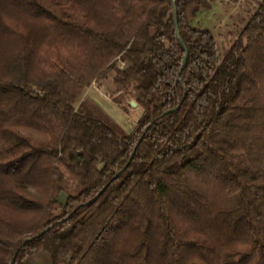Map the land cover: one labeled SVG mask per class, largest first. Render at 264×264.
<instances>
[{
	"label": "trees",
	"instance_id": "trees-1",
	"mask_svg": "<svg viewBox=\"0 0 264 264\" xmlns=\"http://www.w3.org/2000/svg\"><path fill=\"white\" fill-rule=\"evenodd\" d=\"M212 1L0 0V264H264V0L222 52Z\"/></svg>",
	"mask_w": 264,
	"mask_h": 264
},
{
	"label": "rangeland",
	"instance_id": "rangeland-1",
	"mask_svg": "<svg viewBox=\"0 0 264 264\" xmlns=\"http://www.w3.org/2000/svg\"><path fill=\"white\" fill-rule=\"evenodd\" d=\"M260 0H239L237 3L230 0H213L210 9L200 11L192 22L199 28L213 30L219 39V47L223 51L226 39L236 37L240 28L244 25L246 15L254 11ZM88 95L98 102L107 113L115 119L127 132H132L138 118L142 115L141 107H129L126 111L120 107L105 91L92 84L87 90ZM65 201V194L60 197ZM26 264H51L50 256L46 252H40L30 257Z\"/></svg>",
	"mask_w": 264,
	"mask_h": 264
},
{
	"label": "water",
	"instance_id": "water-1",
	"mask_svg": "<svg viewBox=\"0 0 264 264\" xmlns=\"http://www.w3.org/2000/svg\"><path fill=\"white\" fill-rule=\"evenodd\" d=\"M172 2H174V0H171ZM173 14H174V19H175V24H176V33L178 35V38L180 39L181 42H183L181 36H180V33H179V26H178V20H177V6L174 4V11H173ZM188 53L186 52L185 56H184V60L186 59ZM128 104L131 105L132 107H136L138 104L135 100H129L128 101ZM178 108V107H176ZM172 108L168 109L165 113H168L169 111H171Z\"/></svg>",
	"mask_w": 264,
	"mask_h": 264
}]
</instances>
